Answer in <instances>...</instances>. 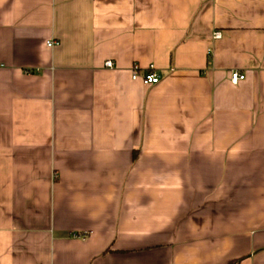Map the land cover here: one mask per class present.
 <instances>
[{
	"label": "crops",
	"instance_id": "0c3cea01",
	"mask_svg": "<svg viewBox=\"0 0 264 264\" xmlns=\"http://www.w3.org/2000/svg\"><path fill=\"white\" fill-rule=\"evenodd\" d=\"M232 262L264 264V0H0V264Z\"/></svg>",
	"mask_w": 264,
	"mask_h": 264
},
{
	"label": "built area",
	"instance_id": "2783aa9c",
	"mask_svg": "<svg viewBox=\"0 0 264 264\" xmlns=\"http://www.w3.org/2000/svg\"><path fill=\"white\" fill-rule=\"evenodd\" d=\"M222 36V32L221 31H216L214 33V38H220ZM56 42L54 40H50L48 41V45L49 46H54ZM105 65L107 67H113L114 66V62L113 60H107L105 62ZM231 77V81L234 83H237L240 80L245 79V74L240 73L238 71H233L230 75ZM132 78L134 80L140 79L143 83L145 84H154L160 81V76L159 74L154 70V65H150L149 70L145 71V72H140V68L138 66H135L132 69Z\"/></svg>",
	"mask_w": 264,
	"mask_h": 264
},
{
	"label": "trees",
	"instance_id": "16d2710c",
	"mask_svg": "<svg viewBox=\"0 0 264 264\" xmlns=\"http://www.w3.org/2000/svg\"><path fill=\"white\" fill-rule=\"evenodd\" d=\"M230 264H234V262L230 263Z\"/></svg>",
	"mask_w": 264,
	"mask_h": 264
}]
</instances>
